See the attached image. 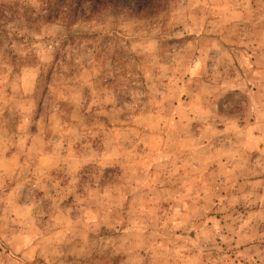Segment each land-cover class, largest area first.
Instances as JSON below:
<instances>
[{
	"label": "rangeland",
	"instance_id": "1",
	"mask_svg": "<svg viewBox=\"0 0 264 264\" xmlns=\"http://www.w3.org/2000/svg\"><path fill=\"white\" fill-rule=\"evenodd\" d=\"M46 1L0 0V264H264V0Z\"/></svg>",
	"mask_w": 264,
	"mask_h": 264
},
{
	"label": "trees",
	"instance_id": "2",
	"mask_svg": "<svg viewBox=\"0 0 264 264\" xmlns=\"http://www.w3.org/2000/svg\"><path fill=\"white\" fill-rule=\"evenodd\" d=\"M72 1H74V0H47L46 1V5H47L46 6V9H47L46 16H47V18H50L55 10L64 8L66 6H68V8H67L68 10L71 7L70 11H72V6H73ZM99 1H101V0H91V5L94 6V5H96V2H99ZM79 3H80L79 5H81V0Z\"/></svg>",
	"mask_w": 264,
	"mask_h": 264
}]
</instances>
